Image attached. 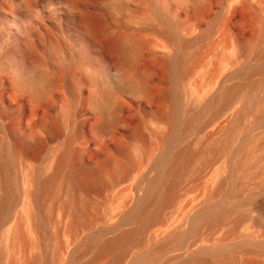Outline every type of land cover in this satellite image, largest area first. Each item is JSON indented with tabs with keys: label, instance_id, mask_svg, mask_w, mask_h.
Returning a JSON list of instances; mask_svg holds the SVG:
<instances>
[{
	"label": "rangeland",
	"instance_id": "374dc122",
	"mask_svg": "<svg viewBox=\"0 0 264 264\" xmlns=\"http://www.w3.org/2000/svg\"><path fill=\"white\" fill-rule=\"evenodd\" d=\"M31 1L0 0V264H264V0ZM84 11L119 49L86 41ZM37 33L28 66L10 48ZM72 165L117 176L79 219Z\"/></svg>",
	"mask_w": 264,
	"mask_h": 264
},
{
	"label": "bare ground",
	"instance_id": "6f19581e",
	"mask_svg": "<svg viewBox=\"0 0 264 264\" xmlns=\"http://www.w3.org/2000/svg\"><path fill=\"white\" fill-rule=\"evenodd\" d=\"M60 0H35L31 2L25 3L22 7H40V5H43L44 3L50 2H57ZM64 3L65 0H62ZM86 1L82 0L80 3H76L74 7H86ZM67 4V3H66ZM28 17V16H27ZM73 22H75V26L77 28V31L84 35V38L86 41H88L93 47H95L99 52L102 54H108L110 50L119 49L120 40H111L108 42L102 41L100 39V32H101V23L98 21L97 16L94 13L90 12H82L80 15H76L75 17L71 18ZM37 39L33 40L30 39L29 36H26L23 40L15 41L14 44L10 48V53L15 56L18 60L25 61V63L28 66L33 65H40V55L39 49L42 47V37L40 34L37 33ZM53 84V79L46 73L42 72L40 73L34 80H32L31 85L32 88L30 90L31 97H38L41 95H44L46 90H48L49 87H51ZM105 97V96H104ZM106 129V128H105ZM100 127H96V130L100 133H106L109 134L110 130H105ZM108 129V128H107ZM109 131V132H108ZM22 148L25 149V151L30 152L32 155L35 154L40 150L37 145H26ZM68 153L65 151L60 161L62 163L68 162ZM190 158V155L188 152L181 153L178 158L175 160V166L176 173L174 177L172 178L170 183H173L175 180V177L178 175V173L181 171L182 165L187 162V160ZM61 163V164H62ZM173 168V169H174ZM175 172V169H174ZM117 176L114 173H111L108 176H103L102 174H93L90 171H86L83 168L79 167L78 165H72L66 175L65 182L63 185L64 192H67L70 195V205L73 208L74 214L77 219H79V216L82 212V200L81 198L84 197L87 193H90L92 191H95L101 187H105L106 185H111L116 181ZM34 182V181H33ZM49 180L45 181L43 184L44 188H47L49 185ZM169 183V184H170ZM30 194V193H29ZM27 194L29 197L30 195ZM29 207V206H28ZM150 219L147 218L146 222H148ZM27 221L31 225V231L35 232L34 225L31 224L33 221V214L27 209ZM130 242V237H125L123 239H120L116 241L115 243H108L102 246L100 249L99 255H103L105 253H108L110 250L114 248V246L117 245H124ZM125 247V246H124ZM189 250V249H188ZM124 251L114 260V264H120L121 261H123L125 257ZM193 264H197L198 260L196 257L192 258Z\"/></svg>",
	"mask_w": 264,
	"mask_h": 264
}]
</instances>
